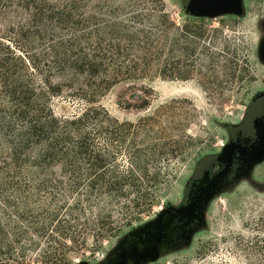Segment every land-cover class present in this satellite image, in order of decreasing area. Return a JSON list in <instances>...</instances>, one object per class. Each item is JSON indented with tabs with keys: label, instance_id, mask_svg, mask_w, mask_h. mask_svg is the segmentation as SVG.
<instances>
[{
	"label": "trees",
	"instance_id": "trees-1",
	"mask_svg": "<svg viewBox=\"0 0 264 264\" xmlns=\"http://www.w3.org/2000/svg\"><path fill=\"white\" fill-rule=\"evenodd\" d=\"M133 1L110 24L93 15L90 0L15 3L28 15L21 34L36 38L41 57L0 52V264H72L89 236L125 245L169 182L160 157L181 153L179 142L147 144L157 138L156 118L121 122L97 104L116 84L153 73L160 40L174 27L161 0H148L144 13ZM180 33L197 32L185 25ZM37 71L40 93L31 85ZM57 98L83 108L58 114ZM256 226L245 247L249 264H264V218Z\"/></svg>",
	"mask_w": 264,
	"mask_h": 264
},
{
	"label": "rangeland",
	"instance_id": "rangeland-1",
	"mask_svg": "<svg viewBox=\"0 0 264 264\" xmlns=\"http://www.w3.org/2000/svg\"><path fill=\"white\" fill-rule=\"evenodd\" d=\"M18 1L0 0V52L40 58L36 38L27 42L21 34L28 15L15 5ZM103 1L90 0L93 15L104 17L106 24L121 21L128 0ZM133 3L144 13L142 7L151 2ZM159 6L174 27L160 40L163 51L154 72L116 84L97 104L121 122L156 118L157 138L146 137V143L179 142L183 150L168 159L160 157L170 171L169 182L140 214L135 225L144 228L136 226L130 236L143 247L112 248L117 239L111 235L89 236L82 249L71 254L72 264H120L125 258L126 264H249L254 259L246 250V240L259 218H264V0H242L240 13L207 17L191 14L185 0H161ZM185 25L197 33L179 37ZM165 61H169L167 69ZM31 71L27 67L22 73L26 77ZM35 73L31 85L40 93L41 77ZM53 106L58 114L83 108L72 98H57ZM227 163L231 169L220 177ZM201 189L205 193L193 210L202 213L203 222L180 247H167L176 229V214L170 209L185 207ZM152 228L157 236L149 232ZM144 231L146 238L141 239ZM160 243L162 252L157 251ZM135 249L140 256L132 255Z\"/></svg>",
	"mask_w": 264,
	"mask_h": 264
},
{
	"label": "flooded vegetation",
	"instance_id": "flooded-vegetation-1",
	"mask_svg": "<svg viewBox=\"0 0 264 264\" xmlns=\"http://www.w3.org/2000/svg\"><path fill=\"white\" fill-rule=\"evenodd\" d=\"M231 160H233V158ZM231 166H232L231 163H227L225 168L219 173V176L224 177L228 173V171L231 169ZM204 193H205V190L201 189V191L197 194V197L194 200L188 202L186 205H184L185 207L178 208V209H176V208L170 209V211H169L170 213L176 214V218L173 221V224H174V226H176V229H175L174 233L172 234V241L170 243H168L167 247H169V246L171 248L180 247L184 243V240L188 236L189 232L192 231L193 229H195L202 222L200 219L202 213L198 212L197 209L196 210H193V209L197 205V203L201 200L202 195ZM184 208L186 210H189V211L191 210L190 213L185 214ZM183 213H184V215H183ZM185 215H187V216H185ZM189 216L191 217L190 219L188 218ZM162 222L163 221L160 220V223H159L160 226L163 225ZM152 231H155V229L152 228L151 230H149V232H152ZM152 233L155 236H157L156 232H152ZM129 238L130 239L126 242L125 245H123V244L121 245L120 249L121 248L126 249L128 247L136 248L138 246L143 247V244L138 245V243H137V241H135L134 237H129ZM144 238H146V232L145 231L142 232V238L141 239H144ZM136 249L132 251V255L135 257H138V256H140V252L136 251ZM162 250L163 249H161V243H160L158 248H157V251L162 252ZM164 250H166V249H164ZM152 253H153V251H152ZM124 261L127 262V258H125Z\"/></svg>",
	"mask_w": 264,
	"mask_h": 264
},
{
	"label": "water",
	"instance_id": "water-1",
	"mask_svg": "<svg viewBox=\"0 0 264 264\" xmlns=\"http://www.w3.org/2000/svg\"><path fill=\"white\" fill-rule=\"evenodd\" d=\"M242 0H185L187 10L196 16L207 17L221 13H240ZM264 136V126H263ZM260 151V148H257ZM120 264H126L122 261Z\"/></svg>",
	"mask_w": 264,
	"mask_h": 264
}]
</instances>
